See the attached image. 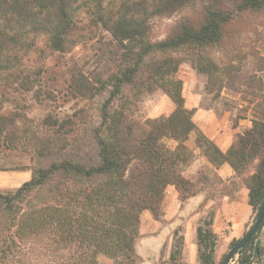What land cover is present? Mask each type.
<instances>
[{
    "label": "trees",
    "instance_id": "trees-1",
    "mask_svg": "<svg viewBox=\"0 0 264 264\" xmlns=\"http://www.w3.org/2000/svg\"><path fill=\"white\" fill-rule=\"evenodd\" d=\"M187 8L190 15L166 37L150 39L153 19ZM247 15H264V0H0V149L24 153L32 163L28 181L0 192V264H99L100 257L138 264L142 214L162 219L169 186L181 199L197 192V184L182 175L193 159L186 144L191 135L213 167L231 168L257 212L264 197V95L257 100L255 91L264 89L258 76L264 75V55L250 52L251 68L245 70L234 62L220 67L206 54L226 45ZM102 34L109 42L99 46L94 71L73 66L64 80L68 99L106 93L96 124L82 131L83 110L62 120L47 115L39 134L27 126L25 114L2 111L8 89L30 91L48 72L26 66L33 53L66 54L85 41L100 43ZM178 52L187 57L172 55ZM184 62L206 78V93L219 97L226 89L253 98L247 102L250 126L225 152L194 123L196 108L186 106L177 78ZM156 90L174 105L171 113L133 119L141 96ZM87 136L89 144L82 141ZM212 223L210 213L196 228L195 264H215ZM182 232H173L160 264H190L182 261ZM254 244L251 238L230 262L253 264Z\"/></svg>",
    "mask_w": 264,
    "mask_h": 264
},
{
    "label": "rangeland",
    "instance_id": "rangeland-1",
    "mask_svg": "<svg viewBox=\"0 0 264 264\" xmlns=\"http://www.w3.org/2000/svg\"><path fill=\"white\" fill-rule=\"evenodd\" d=\"M197 8L198 6L196 9ZM190 13L191 9L187 8L168 17L153 19L150 25V39L152 41L163 39L182 18L189 16ZM263 23L264 15L245 16L243 23L236 28L235 35H233L231 40L227 41L226 45L220 48L208 49L206 54L220 67L226 65L228 62H234L235 65L240 63L245 70L250 69V52L255 50L264 55V35L262 34ZM108 42V36L102 34L100 43H97L95 40L85 41L66 54H53L51 56H46L39 52L33 53L26 61V66L29 67L30 70H34L37 66H41L47 68L48 72L45 74V77L44 75L42 76L38 84L35 83L31 87L30 91L18 89L17 86L8 89V100L3 102L2 111L5 113L16 111L25 114L29 120L27 121V126L41 134L44 133V129L40 125V122L47 115L62 120L78 110H83L82 114L84 116L83 119L85 120V124L81 125L80 128H83L82 131L85 129L88 130L92 124H96L98 121V108L106 98V93L89 100L68 99V97L64 95V88L66 86L64 80L67 75V69L73 66H76L85 74L92 73L96 67L98 55L97 50L99 46L102 44L106 48ZM172 55L180 57L183 55V52L173 53ZM183 56L187 57L186 53H184ZM258 76L261 78L264 88V75L258 73ZM177 78L182 81V94L187 107L190 108L191 106H195L196 110H211L217 116L223 115L225 121L228 123L227 126H231L235 129L236 134L250 126L252 115L251 108L249 107L247 109V102L253 98L249 94L245 92L237 94L234 91L226 89H223L220 92L219 97H215L214 94L206 93V78L192 69L187 62H184L179 66ZM14 88H17L18 90L16 91ZM241 90L245 91V89ZM44 92L50 93L44 95ZM255 93L257 96L256 99L258 100L260 96L264 95V89L261 91L256 90ZM173 108L174 105L162 91L156 90L152 93H144L136 108L133 107V119L144 122L146 119L168 116ZM87 138L88 136L84 137L82 141L89 144ZM186 144L189 148L190 146L192 147V149L190 148L193 151V159L190 162L191 164L195 159L199 158V155L195 154V151L199 149L194 145V135L189 137ZM199 152L200 156H202L200 150ZM31 166L32 163L28 155L19 151H5L0 149V172L5 171L8 173L12 171H20L17 172L20 177L18 179H12L8 185L4 184L6 179L0 177V192L13 191L26 182L21 176H23V171H27L28 173L30 172L31 177ZM205 178L210 180L213 187L217 186L214 182H217L218 179L214 175L211 176V174L207 177L203 172L199 173V177L195 180V183L197 184L199 183L198 181L204 180ZM224 187L226 190L228 189L227 185H224L223 188ZM209 214L210 209L207 213L202 215L200 221L207 218ZM255 214L256 213L252 211L250 224L252 223ZM179 228L181 227L179 226L175 230ZM173 232L170 239L163 245L157 263L152 253V243H150H155V240L143 238L138 243L136 250V256L139 261L138 264H160L167 260L174 243ZM224 238L225 236H223L221 240L218 238L214 253L215 264H218L221 261L223 255L229 248L230 242L233 240L225 241ZM261 260L264 261V248L262 250ZM99 264H110V261L104 257H100Z\"/></svg>",
    "mask_w": 264,
    "mask_h": 264
},
{
    "label": "crops",
    "instance_id": "crops-1",
    "mask_svg": "<svg viewBox=\"0 0 264 264\" xmlns=\"http://www.w3.org/2000/svg\"><path fill=\"white\" fill-rule=\"evenodd\" d=\"M190 108H196L191 106ZM193 121L199 130L222 151L225 152L232 144L236 134L235 129L228 127L227 121L223 115H216L211 110H196L193 115ZM192 149V147L190 146ZM199 158L195 159L190 165L182 171L183 177L195 182L199 173L203 172L207 177L214 175L218 181L216 187H213L208 178L197 183V192L187 199H181L174 189L169 186L165 190L163 200V216L160 221L152 218L151 214L144 212L141 216L139 227V238L135 242V253L138 243L143 238L154 239L152 243V253L157 263L160 251L171 237L172 232L179 226L183 232V253L182 261L195 264L198 262V253L196 245V228L202 215L213 214L212 230L221 238L225 236V241L237 239L243 235L249 227L252 216V208L248 203V191L240 181L234 176L233 171L227 164L219 167H213L203 156H200L199 150L195 151ZM20 171L0 172V177H4L9 184L12 179H18ZM23 180L28 181L30 172L23 171ZM210 177V176H209ZM224 185L228 186L226 190ZM259 254V264H264L261 260L262 250L264 248V228L262 229ZM142 260V259H141ZM143 261V260H142Z\"/></svg>",
    "mask_w": 264,
    "mask_h": 264
},
{
    "label": "water",
    "instance_id": "water-1",
    "mask_svg": "<svg viewBox=\"0 0 264 264\" xmlns=\"http://www.w3.org/2000/svg\"><path fill=\"white\" fill-rule=\"evenodd\" d=\"M264 228V197L257 209V212L253 218L252 223L243 233V235L236 239L235 243L228 248L223 255L220 264H228L233 256L251 239H255L254 250H253V264L256 263L259 257V249L261 244V232Z\"/></svg>",
    "mask_w": 264,
    "mask_h": 264
},
{
    "label": "built area",
    "instance_id": "built-area-1",
    "mask_svg": "<svg viewBox=\"0 0 264 264\" xmlns=\"http://www.w3.org/2000/svg\"><path fill=\"white\" fill-rule=\"evenodd\" d=\"M231 264L233 263V262H230Z\"/></svg>",
    "mask_w": 264,
    "mask_h": 264
}]
</instances>
